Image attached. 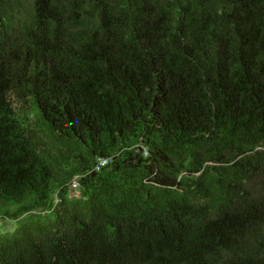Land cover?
Returning a JSON list of instances; mask_svg holds the SVG:
<instances>
[{
	"label": "trees",
	"instance_id": "trees-1",
	"mask_svg": "<svg viewBox=\"0 0 264 264\" xmlns=\"http://www.w3.org/2000/svg\"><path fill=\"white\" fill-rule=\"evenodd\" d=\"M0 220V264H264V0H0Z\"/></svg>",
	"mask_w": 264,
	"mask_h": 264
},
{
	"label": "rangeland",
	"instance_id": "rangeland-1",
	"mask_svg": "<svg viewBox=\"0 0 264 264\" xmlns=\"http://www.w3.org/2000/svg\"><path fill=\"white\" fill-rule=\"evenodd\" d=\"M76 190H74V194H76ZM77 195V194H76ZM0 226H4V230H11L14 228L15 226V223L12 222V221H3V220H0Z\"/></svg>",
	"mask_w": 264,
	"mask_h": 264
},
{
	"label": "built area",
	"instance_id": "built-area-1",
	"mask_svg": "<svg viewBox=\"0 0 264 264\" xmlns=\"http://www.w3.org/2000/svg\"><path fill=\"white\" fill-rule=\"evenodd\" d=\"M111 159H99L97 161V165H96V169L99 170L101 169L102 167L108 165L110 163ZM75 187V185H74Z\"/></svg>",
	"mask_w": 264,
	"mask_h": 264
}]
</instances>
